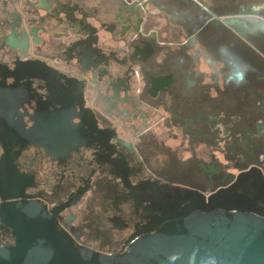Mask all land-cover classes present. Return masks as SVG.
<instances>
[{
    "label": "flooded vegetation",
    "instance_id": "1",
    "mask_svg": "<svg viewBox=\"0 0 264 264\" xmlns=\"http://www.w3.org/2000/svg\"><path fill=\"white\" fill-rule=\"evenodd\" d=\"M192 2L0 0V250L16 244L8 209L34 204L84 250L120 253L160 214L153 197L209 195L264 166V136L252 138V121L225 116L238 109L217 106L201 86V64L224 92L235 69L214 64L226 54L205 42L203 6L216 11L214 2ZM262 8L226 14L264 19ZM262 19L233 23L264 50V36L249 29ZM206 164L224 181H207Z\"/></svg>",
    "mask_w": 264,
    "mask_h": 264
},
{
    "label": "water",
    "instance_id": "2",
    "mask_svg": "<svg viewBox=\"0 0 264 264\" xmlns=\"http://www.w3.org/2000/svg\"><path fill=\"white\" fill-rule=\"evenodd\" d=\"M203 8L209 15L205 19L237 34L242 30L234 21L262 19L242 12L213 14L208 6ZM146 46L144 41L143 49ZM161 51L162 47L158 54ZM204 76L201 86L208 87L204 92L209 94L219 79L207 82L208 71ZM256 105L255 111L264 108L260 101ZM252 124L256 132L251 137L264 136V115L254 117ZM172 199L175 203L168 210L162 199H155L153 206L160 214L145 234L114 254L84 250L40 206H13L8 209L9 224L16 244L0 250V264H264V166L239 173L209 195L176 192Z\"/></svg>",
    "mask_w": 264,
    "mask_h": 264
},
{
    "label": "bare ground",
    "instance_id": "3",
    "mask_svg": "<svg viewBox=\"0 0 264 264\" xmlns=\"http://www.w3.org/2000/svg\"><path fill=\"white\" fill-rule=\"evenodd\" d=\"M209 10L213 14H218L213 9H209ZM206 14H207V16H209L208 12H206ZM242 26H244V24ZM236 28L238 30H240L241 26L239 25V23L236 25ZM226 31L229 32L230 35L235 34L236 38L238 37L237 39L242 41L243 43H245V42L240 37L244 38L245 40H248L247 41L248 43L253 44L254 46L256 45L255 47L262 52L263 49L261 50V48L258 47V45L255 44L248 37V31H247V34L246 33L237 34L236 30H235V33H233L231 30L225 28V32ZM231 46L232 45H230L229 50H227L225 52L220 51L221 54L225 53L227 56V57L226 56L220 57L222 59V62H225L226 64L230 65L235 70L233 71V73L230 74L229 77L225 78V92L219 93V95L216 97L217 106L221 107V106L227 105L230 108L238 109L237 111L233 110L232 112H226L225 116H231L234 114V115L238 116V118L241 117L239 119V124L250 123L254 117L263 116L262 114L258 115L257 111H255V107H257L256 102L257 101L261 102V99L263 97L257 91H258V89H264V59L262 57H260L255 51L250 52L248 49L245 50L246 47L245 48L244 47L232 48ZM247 52H249V56L246 55ZM263 52H264V50H263ZM223 57L229 58V61H227ZM238 72H239V74H238ZM241 79H243L244 82L242 84H239V86H237L236 81H239ZM250 91L255 93L257 96L250 98V100L252 101L251 104L254 105V108L252 109V112L249 115H247L246 114V109H247L246 107L250 103V100L248 97L250 95ZM233 93H235L236 96H232L231 94H233ZM225 94H229V95L227 96ZM210 98L213 99L212 97H210ZM188 102H189L188 103L189 106L192 108H195L198 105V103H196V100L193 99L192 96H190L188 98ZM205 105H207V104L203 102L201 104V107H204ZM202 113H203V111H202ZM235 133L241 134L243 136L247 134V132L243 128L238 129V131H236ZM258 138L259 137H257V139ZM204 168H205V172H204L205 179L207 181H212V179H215V181H217V183H219L218 179L221 177L217 174L215 175V172L212 170V168L208 164H206V166ZM226 177H227V179L230 178L228 176H226ZM222 181H224V180H222ZM222 181L220 179V183ZM174 194H176V192H174L173 194H171L170 192L160 193L151 199L152 205H154V203L156 201L155 199L159 198V199H162L163 202L166 203V206H164L163 209L168 210V208L170 207L169 204L173 205L175 203V202H172L173 201L172 195H174ZM168 205H169V207H168ZM152 207L154 208V206H152ZM156 210L160 211V209H156Z\"/></svg>",
    "mask_w": 264,
    "mask_h": 264
},
{
    "label": "crops",
    "instance_id": "4",
    "mask_svg": "<svg viewBox=\"0 0 264 264\" xmlns=\"http://www.w3.org/2000/svg\"><path fill=\"white\" fill-rule=\"evenodd\" d=\"M178 1L182 4L189 5V6H191V4H193L192 0H178ZM206 1H211V0H206ZM212 1L214 2V8L220 14H226L228 11L239 10L238 8H240V7L246 8V10H247L251 6L260 7V12H262L263 11L262 7H264V0H262L261 2H260V0H255V1H253V0H212ZM207 21L212 23V24H210V26L205 30V37L204 38L206 40L205 42L208 45L212 46L214 48V50H216V51L220 50L221 52H223V51L225 52V51L229 50L230 45L234 44L235 46H238V47L239 46L244 47V48L246 47L245 50L248 49L250 52L251 51H255L256 53L259 52L257 49H255L250 44H247L245 41H244L245 43H243L242 41L238 40L237 39L238 37L236 38L235 34L230 35L229 32H227V31L225 32L224 26H222L218 23L217 24L214 23L211 18L206 20V22ZM257 22H259L258 23L259 25L255 26ZM256 23L254 25L252 24L251 27L249 26V29H252V32H253V30H254V32L256 31L255 33L258 34V36H264V21L259 20V21H256ZM243 33L247 34L246 29L245 30L243 29ZM256 43L261 46L263 42H261V43L256 42ZM208 45H207V47H208ZM259 56L261 57V55H259ZM220 57L221 56H219V55H215L213 62H214V64H218L220 66H223V62H222V59ZM226 57H223V58H225L227 61H229V58H226ZM206 67L209 68L208 65H206ZM219 85H220V89L223 91V88H224L223 81H221L220 79H219ZM223 93H224V91H223ZM210 96H214V97L218 96V93L216 92L215 89L211 90Z\"/></svg>",
    "mask_w": 264,
    "mask_h": 264
},
{
    "label": "rangeland",
    "instance_id": "5",
    "mask_svg": "<svg viewBox=\"0 0 264 264\" xmlns=\"http://www.w3.org/2000/svg\"><path fill=\"white\" fill-rule=\"evenodd\" d=\"M253 1H255V0H253ZM252 1V2H253ZM262 0H260V2H261ZM146 9V8H145ZM152 11V10H151ZM151 11L150 10H148V9H146V13H148V14H151ZM152 13H155V12H153L152 11ZM157 16V15H156ZM148 21V20H147ZM154 23L153 24H156V26L157 27H160V26H162L163 24H164V19L163 18H161V17H156L154 20H152ZM166 33V32H165ZM206 65H207V63H204V65L203 64H201V66H200V69L202 70H204L205 69V71H209L210 70V68H207L206 67ZM155 117L156 118H158L159 117V113H157V115H155ZM158 120V119H157ZM157 120H155V121H157ZM260 157H262V160L264 161V153H261V155H260Z\"/></svg>",
    "mask_w": 264,
    "mask_h": 264
},
{
    "label": "clouds",
    "instance_id": "6",
    "mask_svg": "<svg viewBox=\"0 0 264 264\" xmlns=\"http://www.w3.org/2000/svg\"><path fill=\"white\" fill-rule=\"evenodd\" d=\"M243 82H244L243 79H241V80H239V81H236L237 86H239V84H242Z\"/></svg>",
    "mask_w": 264,
    "mask_h": 264
}]
</instances>
